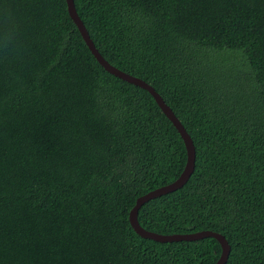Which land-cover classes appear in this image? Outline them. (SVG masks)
Here are the masks:
<instances>
[{"label": "trees", "instance_id": "obj_1", "mask_svg": "<svg viewBox=\"0 0 264 264\" xmlns=\"http://www.w3.org/2000/svg\"><path fill=\"white\" fill-rule=\"evenodd\" d=\"M98 53L149 84L194 147L136 219L211 230L264 264V0H72ZM181 137L94 59L65 0H0V264H214L212 237L157 242L128 212L174 180Z\"/></svg>", "mask_w": 264, "mask_h": 264}, {"label": "water", "instance_id": "obj_2", "mask_svg": "<svg viewBox=\"0 0 264 264\" xmlns=\"http://www.w3.org/2000/svg\"><path fill=\"white\" fill-rule=\"evenodd\" d=\"M66 11L74 23L75 27L77 28L81 39L83 40L84 44L96 60V62L109 74L135 86H138L144 90H146L154 99L156 105L164 114V116L171 122L177 133L182 139L184 148H185V163L178 174V176L172 180L171 182L158 186L154 189H151L144 194L139 195L135 198L133 206L130 208L128 212V222L132 230L140 237L151 239L157 242H172V241H192L198 240L205 237H212L214 238L220 247V254L214 264H224L228 253H229V245L224 239V237L211 230H200L196 232H189V233H172V234H158L155 232H151L148 230L143 229L139 226L136 214L139 207L146 201L158 197L160 195L166 194L168 192L174 191L180 188L189 178L191 175L193 168H194V147L192 145V141L189 135L186 133L178 119L175 117L174 113L171 109L163 102L162 98L154 91V89L144 82L142 79L127 74L118 68L114 67L113 65L109 64L96 50L92 41L90 40L82 22L78 18L76 11L73 6L72 0H65Z\"/></svg>", "mask_w": 264, "mask_h": 264}]
</instances>
